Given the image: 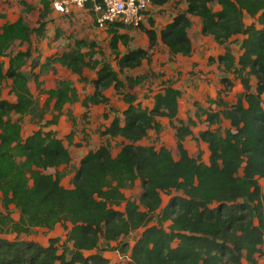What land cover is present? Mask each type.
<instances>
[{"label": "trees", "instance_id": "trees-1", "mask_svg": "<svg viewBox=\"0 0 264 264\" xmlns=\"http://www.w3.org/2000/svg\"><path fill=\"white\" fill-rule=\"evenodd\" d=\"M168 1L152 0V5L162 7ZM181 1L187 9L159 34L151 18V29L139 25L151 49L160 42L172 58L191 57L190 16L198 17L202 35L212 37L220 46L244 36L238 57L229 50L219 57L224 74L233 75L243 89L236 103L229 105L220 96L210 101L222 107L221 112L200 107L197 111L208 125L197 138L208 145V163L201 154L192 157L185 146L187 138L194 137L197 124L191 118L188 123L180 119L181 92L172 83L167 82L154 96L153 107L147 108L131 91L148 76H128L126 82L120 78L148 58L143 49L119 55L120 44L127 48L131 39L120 32L126 26L115 23L106 29L119 71L109 62L97 60L101 50L86 40H76L71 50L54 58L81 82L94 85V93L82 101L72 81L61 80L55 88L42 90L43 72L35 74L40 93L47 97L40 108L24 70L33 52L11 53V49L17 42L29 44L34 35H44L45 19L53 11L51 2L40 0L43 10L38 28H32L23 17L2 24L5 15L0 10V89L10 81L15 98L14 102L0 100V204L6 211L13 205L20 214L19 221H14L8 212L5 216L0 213V223L9 227L6 232L18 236L29 235L36 228L53 231L64 225L67 229L65 242L51 238L47 246L0 236V264H112L103 255L101 241L118 243L113 249L128 255L130 264H259L257 256L263 254L264 245V192L260 184L264 180V0ZM22 4L27 13L33 11L28 3ZM215 5L220 9L215 10ZM246 17L254 22L247 24ZM4 58L9 59L7 64ZM85 69L95 71L97 78L89 80ZM222 83L230 84L226 78ZM111 88L123 95L127 107L122 112L110 110L114 116L101 132L106 142L88 152L72 188H65V174L59 169L69 166L72 156L59 133L50 127L57 126L64 115L75 125L73 114L65 112L67 106L81 102L88 111L90 106L107 105L105 92ZM125 88L129 92L124 93ZM49 110L53 115L46 120ZM25 116L39 126L26 138L22 126ZM222 116L230 122L224 131L213 128L220 127ZM161 118H167L176 131L178 160L166 147L139 145L150 131L162 133ZM74 137L72 131L65 140L78 147ZM118 140H122L121 149L114 155L113 144ZM51 169L56 170L54 175L46 173ZM137 182L143 190L139 202L124 193ZM174 192L180 195L162 208V195ZM123 205L124 210L117 209ZM142 229L133 246L123 243Z\"/></svg>", "mask_w": 264, "mask_h": 264}, {"label": "rangeland", "instance_id": "rangeland-1", "mask_svg": "<svg viewBox=\"0 0 264 264\" xmlns=\"http://www.w3.org/2000/svg\"><path fill=\"white\" fill-rule=\"evenodd\" d=\"M26 2L33 7V11L27 13L26 7L22 2ZM215 10H219V6H214ZM187 9L186 4L181 0H169L168 3L162 7L151 6L147 14L155 25L153 29L157 33L172 21V19L183 13ZM0 10L5 15V20L1 23L15 22L23 17L27 20L32 28H38L41 19V12L43 10L40 0H0ZM52 11V10H51ZM147 19V18H146ZM46 30L42 37L34 35L31 43L20 44L15 43L11 49V53L20 51L32 50L33 58L28 62L25 67V72L30 78L29 86L31 93L40 106L44 107L46 95L40 93L42 90H50L57 86L61 80H70L73 82L74 87L77 89L80 99H84L94 93V85L92 83L81 82L77 75L72 74L70 70L54 61V58L68 52L74 47L76 40H86L94 42L98 45L97 49L101 50V54L96 55L97 60L107 61L116 71H119L117 66V56L111 52L110 40L111 36L107 33L106 29L100 28L94 13L90 11L78 12L73 11L71 15H61L52 11L47 19ZM254 19L246 17V23L252 24ZM142 26L151 29L152 26L147 21ZM122 33L128 34L131 39L128 47L120 44L119 55L123 56L129 50L143 49L147 51L148 58L143 61L142 65L134 70H126L121 74L120 78L126 82V77H137L147 75L148 79L140 86L135 87L131 93L138 97L143 107L152 108L154 104V96L165 88L167 82L172 83L173 87L181 92L179 99L180 113L179 117L185 123L191 118L196 122L193 127L194 137H188L185 146L192 157L202 155L203 161L208 163L210 153L208 146L199 141L200 132L208 128L207 123L204 121V116L198 117V108L212 109L217 112L223 110L211 103L210 100H218L221 96L229 105H234L238 96L242 93L240 81L234 78L233 75L224 74L223 67L220 65L219 57L224 55L228 50L236 57L241 54L240 42L244 36L234 38L225 46L218 45L210 36H203L197 24L189 30V35L193 43L194 52L191 57H174L172 58L167 48L158 43L154 48H150V41L142 27L122 28ZM51 59V61L49 60ZM6 64L9 59L4 58ZM46 64L45 68L42 65ZM41 65V66H40ZM43 72V73H41ZM41 87L35 80V74H40ZM85 76L89 80L97 78L96 72L85 69ZM227 79L230 84L222 83ZM9 83L4 84L0 89V100H7L14 102L15 98L10 93ZM253 86L256 85L255 77L252 78ZM125 92H129V88H125ZM221 93V94H220ZM105 96L109 98L107 105H94L90 106L89 110L81 105V103L73 106H67L66 113L71 112L74 116L75 125L73 126L72 120L68 116L61 118L57 126L50 127L59 133V137L64 140L65 146L70 150L72 161L69 166H63L59 172L65 174L62 180V185L65 188H72L73 178L75 173L80 167V162L91 150H97L102 144L106 142V138L101 135V132L110 124L114 113L110 110H118L122 112L126 109L127 105L123 102L120 92L111 88L105 92ZM53 113L51 110L46 113V120L52 118ZM86 115V116H85ZM110 117V118H109ZM14 120L19 118L15 115ZM160 122L163 126L161 134L155 131H150L149 136L139 143L142 146H153L156 149L166 147L169 149L174 158H180L177 148V140L175 137V129L171 127L167 118H161ZM23 137L30 136L35 130L39 128L36 121L34 122L30 116H25L22 121ZM220 127L222 131L230 128V123L223 116L221 117ZM75 132L74 143L79 146L70 145L65 136L71 132ZM197 139V140H195ZM122 140H118L113 144L112 152L116 155L120 151ZM48 174H55L56 170L51 169L46 171ZM264 192V180L260 182ZM142 185L140 182L124 193L130 200L139 202L142 195ZM180 193L174 192L171 195L163 194L162 208L165 207L169 200ZM124 210V205L117 208ZM9 213L14 221H19L20 214L15 206L11 205L8 211L0 204V213L5 216ZM167 225V224H166ZM70 226L67 225V228ZM9 227H5L0 223V236L9 241H26L34 242L41 246H47L51 238H60L62 243L66 240L67 229L64 225H58L53 231L46 229H34L31 234H22L18 236L14 233L6 232ZM142 230L133 233L131 236L123 240V243L133 246L135 241L140 237ZM107 243L101 241L100 248L105 253H108L107 258L110 259L112 264H130L128 255H124L120 250H114L118 243H111L110 247H106ZM262 255H258V263L264 264V245L262 246ZM247 264V263H244Z\"/></svg>", "mask_w": 264, "mask_h": 264}, {"label": "built area", "instance_id": "built-area-1", "mask_svg": "<svg viewBox=\"0 0 264 264\" xmlns=\"http://www.w3.org/2000/svg\"><path fill=\"white\" fill-rule=\"evenodd\" d=\"M51 8L61 15H71L72 9L94 13L100 28L120 23L138 27L149 19L152 0H50ZM147 18V19H146Z\"/></svg>", "mask_w": 264, "mask_h": 264}, {"label": "crops", "instance_id": "crops-1", "mask_svg": "<svg viewBox=\"0 0 264 264\" xmlns=\"http://www.w3.org/2000/svg\"><path fill=\"white\" fill-rule=\"evenodd\" d=\"M187 6V5H186ZM73 11H78V10H75V9H72V12ZM54 12V11H53ZM78 12H82V11H78ZM185 12V11H184ZM56 13V12H55ZM72 14V13H71ZM190 19L192 20V27L195 25V23L197 24V26H198V28H200V30H201V28H202V24H201V20L198 18V17H193V16H190ZM173 20V19H172ZM148 21V20H147ZM147 21H145L143 24H146L147 23ZM166 26V25H165ZM191 27V28H192ZM165 28V27H164ZM163 28V29H164ZM120 32L122 33V30L120 29ZM159 34V33H158ZM190 36V35H189ZM160 43V42H159ZM161 44V43H160ZM166 48V47H165ZM168 50V49H167ZM178 57V56H177ZM183 57V56H182ZM84 76H85V72H84ZM86 77V76H85ZM83 99H81V101H82ZM79 103H81V102H79ZM78 104V103H77ZM81 105H82V103H81ZM73 106V105H72ZM67 108V107H66ZM65 112H66V110H65ZM64 116H66V115H64ZM63 116V117H64ZM61 120V119H60ZM60 122V121H59ZM230 123V122H229ZM206 144V143H205ZM207 145V144H206ZM208 146V145H207ZM209 151V150H208ZM210 153V152H209ZM88 154V153H87ZM84 158V157H83ZM81 163V162H80ZM110 245H112L111 243H108V244H106L105 246L106 247H110ZM107 255H108V253H105V257H107Z\"/></svg>", "mask_w": 264, "mask_h": 264}]
</instances>
